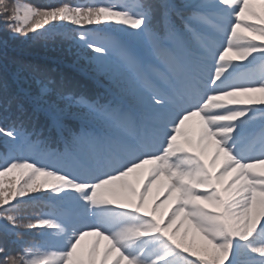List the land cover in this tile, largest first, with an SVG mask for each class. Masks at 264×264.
Returning a JSON list of instances; mask_svg holds the SVG:
<instances>
[{
	"label": "snow or ice",
	"instance_id": "1",
	"mask_svg": "<svg viewBox=\"0 0 264 264\" xmlns=\"http://www.w3.org/2000/svg\"><path fill=\"white\" fill-rule=\"evenodd\" d=\"M254 4L261 6L259 11ZM220 5L232 17L219 27L224 33L221 47L204 42L200 51L185 56L169 47L182 36L170 12L181 15L182 7L194 8L199 19L214 22L212 10ZM158 8L162 32L151 27L155 8L147 2L131 10L116 4L41 8L27 0H0V24L13 36L35 34L50 22L80 29L114 22L136 30L128 33L131 41L95 43L92 29L74 38L95 54L90 61L106 67L115 53L138 77L147 58L167 68L159 83L145 80L144 91L133 90L135 108L80 98L77 104L86 112L61 110L82 122L81 130L73 132L63 119L54 121L63 151L50 150L34 125L29 130L39 107L30 114L19 94L7 101L6 108L16 102L18 115L0 125L6 158L0 166V232L46 229L42 235L52 237L55 246H25L16 254L0 246V264H241L240 257L243 264H264V131L259 155L240 147L257 113L264 115V71L259 78L235 77L240 66L229 56L241 61L251 57L249 65L258 58L253 53L264 60V0H202L198 5L162 0ZM202 10L209 14L201 16ZM46 95L42 88L34 102L46 103ZM84 121H102L108 132L90 131ZM20 151L42 159L18 158L14 153ZM133 174L135 183L129 179ZM154 187L158 194L149 206ZM42 189L69 202L74 215L43 216L23 224L12 201ZM89 218L93 223L81 226ZM85 237L95 239L82 248ZM101 241L107 242L103 249Z\"/></svg>",
	"mask_w": 264,
	"mask_h": 264
},
{
	"label": "trees",
	"instance_id": "2",
	"mask_svg": "<svg viewBox=\"0 0 264 264\" xmlns=\"http://www.w3.org/2000/svg\"><path fill=\"white\" fill-rule=\"evenodd\" d=\"M80 1L81 3H78L79 5L102 4V0H95V2H93L94 0ZM175 1L179 5H184L191 3L193 0ZM198 1L202 3V0ZM27 2L41 8L58 5L51 4L42 6L38 0H27ZM144 2L152 4L155 8L151 20V27L156 31L162 32L163 14L158 8L162 0H140V4ZM252 7L259 11L261 6L254 4ZM136 9L137 7L131 8V10ZM193 13L194 10L192 9L182 8L181 15L170 12L169 18L181 29V37L188 42L189 46L199 50L197 42L192 39L193 33L191 29L195 18H197ZM215 14L212 13V15ZM248 19L249 22H253L250 17ZM53 23H55V27H53ZM185 25L187 26L185 27ZM85 29L93 30L90 33V38L93 42L97 43L102 40L103 44L109 38L131 41L132 38L128 33L136 31L128 29L126 26L117 25L114 22H103L100 25H85L82 31ZM77 34L71 24L62 26L61 22H50L48 25H45L44 29H38L35 34L29 33L27 36H13L5 29L3 24H0V125L7 126L11 122V119H14L18 115L16 102H13L10 107L6 108L5 96L9 92L11 97L19 94L23 99L25 108L30 114L34 107L41 109L33 117L32 123L29 125V130L34 125L37 132H42L40 139L46 140L48 142V148L52 151L54 148H57L59 151H63L64 149V144H61V140L52 128L56 119H63L73 132H79L81 130L82 122L79 119H74L61 111L66 110L67 113L86 112V109L82 105L77 104L80 98H83L89 103L122 108V105L115 103L112 97L106 94L104 90L97 88L92 80L83 78L72 67L82 68L88 77H97L105 86L115 89L122 98L128 99L133 105H136L135 96L132 94L133 90L137 92L144 91V81L147 80V75H154V71L156 70V58H147L141 69L142 78H137L140 80L141 86L137 87L135 76L128 75V72L120 64L111 59V63L106 67L98 65L90 61L89 57L95 55L90 49H86L73 41L66 40ZM246 35H250V33H246ZM257 42L259 41L257 40ZM170 45L179 55V42H173ZM253 55L258 58L253 64L249 65L248 60H251V57L248 60L241 61L232 53H229V56L232 57L233 64L240 66V70L236 72L237 75L235 77L251 74L259 78L262 71H264V60L260 59L256 53H253ZM39 64H47L55 69H61L68 76L64 80H55L51 77L46 78L45 68L39 66ZM42 88L47 89V95L44 97L46 103L42 101L37 105L34 102V98L40 94ZM256 95L258 96L259 94ZM255 107L260 106L256 105ZM262 121H264V115L257 113L251 128L257 127ZM93 122L100 123L102 121ZM0 153L2 155L5 153L3 137H0ZM48 163L52 166L50 162ZM2 165L0 163V166ZM57 167L60 171H65V168ZM38 196L47 199L51 197L50 190L42 189L39 193H29L28 196L17 199L18 211L14 214L22 218L21 222L23 224H27L30 221L34 222L37 218L48 216L47 214L54 215L51 209L52 205L46 202L34 201L33 198ZM29 198H32L33 201L28 203L26 200ZM3 224L4 222L0 221V225ZM13 231L16 234H4L0 232V246H4L13 254L20 253L25 246H48L50 243V238L42 235V233L47 231L46 229L19 227ZM199 240L200 237L197 234L196 241L199 242ZM189 259H195V257H189ZM239 259L241 264H243L245 258L240 257Z\"/></svg>",
	"mask_w": 264,
	"mask_h": 264
}]
</instances>
